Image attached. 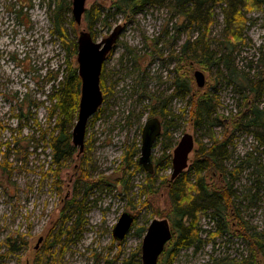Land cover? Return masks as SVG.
Here are the masks:
<instances>
[{"label": "rangeland", "instance_id": "rangeland-1", "mask_svg": "<svg viewBox=\"0 0 264 264\" xmlns=\"http://www.w3.org/2000/svg\"><path fill=\"white\" fill-rule=\"evenodd\" d=\"M113 2L86 0L87 10L104 7L92 29L97 41L118 24L124 28L103 66L104 101L88 120L86 149L79 155L77 148L57 177L50 170L52 152L45 140L56 102L52 94L69 62L78 67L77 52L70 50L79 32L90 30L86 14L78 24L72 0H0V264H137L142 227L154 218L170 219L166 190L158 186L163 177L171 178L173 150L181 137L192 134L195 149L199 142L210 143L213 132L224 137L231 119L255 97L250 87L258 76L264 98V8L249 14L245 42L231 52L223 47V14L216 9L211 37L221 59L208 66L175 58L189 32L176 27L173 7L146 5L128 17L114 8L108 11ZM196 70L205 74L204 87L196 83ZM178 78L186 83L185 92L176 88ZM208 91L218 105L208 122L198 124L192 117V96ZM153 116L161 119L162 133L169 125L167 138L173 149L170 166L164 163L158 169L165 140L161 133L153 149L155 169L149 173L135 164L144 123ZM261 133L255 128L234 130L231 158L223 164L235 173L229 177L234 178L243 226L229 217L228 232L220 234L209 212L201 220L202 241L175 249L170 264H242L253 259L264 264V147L257 136ZM125 153L129 159H124ZM193 157L194 152L184 170L192 180ZM148 175L154 177L153 188H148ZM125 211L137 215L136 223L117 240L113 229ZM255 241L262 242L261 248ZM9 242L15 252H9ZM165 259L161 255L159 262Z\"/></svg>", "mask_w": 264, "mask_h": 264}, {"label": "trees", "instance_id": "trees-1", "mask_svg": "<svg viewBox=\"0 0 264 264\" xmlns=\"http://www.w3.org/2000/svg\"><path fill=\"white\" fill-rule=\"evenodd\" d=\"M146 5H169L173 7L177 16L176 27L180 32H189V36L180 45L179 55L175 57L178 61L184 58L188 62L193 61L211 66L219 64L221 59L214 53L211 37V27L216 21V9L220 7L223 14V47L231 52L245 42L246 29L250 22L249 14L262 10L264 0H114L108 11L114 8L115 12L123 13L129 17L142 11ZM85 14L89 29L95 37L94 31H92L93 25L102 19L104 7L95 5L89 10L86 9ZM108 14L110 13L108 12ZM56 26L61 30L57 15ZM76 52L77 42H74V48L70 50V53L75 54ZM102 80L104 79L102 78ZM261 81V76H258L251 85L250 90L255 97L250 101L247 100L245 109L231 119L228 123L230 128L224 137L219 138L213 132L210 143L199 142L200 147L195 149L193 157V165L196 169L194 180L183 172L175 180L163 177L158 186V188L162 187L166 190L170 202L171 213L168 216L173 232L171 240L166 244L170 248L165 246L161 253V255L166 256L165 262L162 264L172 263L175 249L195 243L199 244L202 241L200 236L201 220L209 212L211 219L216 223L217 232L220 234L228 232L229 217L241 223L238 205L234 198L235 191L232 185L234 178L231 180L229 177V174L234 176L235 173L227 172L223 164L231 158L230 147L234 144L230 138L234 130L241 128L260 130L262 133L257 136H260L261 144L264 147V98L260 97L259 91ZM175 82L176 88L184 91V84L186 83H180L179 78ZM59 84V87L52 94V98L56 102L49 117V121L52 123L47 130L49 136L45 139L52 152L50 170L57 177L60 176V169L74 156L77 149L71 139L72 127L77 117L81 96L82 81L78 74V67L69 62L65 77ZM187 91L189 90L186 89ZM192 97L196 100L194 101L192 117L198 124L208 122L212 111L218 105L216 96L208 91ZM164 126L165 130L162 133L165 139L163 155L156 161L158 169L164 163L170 166L172 157L170 151L173 149V144L167 138L169 125L166 123ZM124 159H129L128 153L124 154ZM135 166H139V160ZM239 168L240 165L239 167L236 165L235 169L238 170ZM208 172L211 173L209 177ZM221 172L223 179L219 175ZM153 178L152 175H148V188L154 187ZM149 202V199L146 200L145 205ZM78 209L80 211L81 207L78 206ZM135 216L137 219V215ZM240 225L243 226L242 223ZM74 226H78L77 221ZM146 229L147 226L142 227L141 235L146 232ZM244 229L246 230L245 236H247V227L244 226ZM8 244L10 246L9 252H15L14 244L11 242ZM255 244L260 248L262 246L260 241H255ZM141 253L140 250L135 253L137 264H142ZM242 264L257 263L256 259H253L245 260Z\"/></svg>", "mask_w": 264, "mask_h": 264}, {"label": "water", "instance_id": "water-1", "mask_svg": "<svg viewBox=\"0 0 264 264\" xmlns=\"http://www.w3.org/2000/svg\"><path fill=\"white\" fill-rule=\"evenodd\" d=\"M86 11V0H72V13L75 21L81 24ZM123 25H116L108 36L97 41L92 32L83 29L77 39L78 74L81 77V96L76 123L72 129V143L78 148V154L86 149V128L92 117L103 104L104 96L101 88L103 66L109 54L114 50L123 31ZM196 83L204 87L205 74L201 70L194 72ZM162 133V121L153 116L146 120L142 129V145L139 163L149 172L153 173V149L158 137ZM195 151V138L185 133L173 150L171 180H175L189 165L190 154ZM136 216L125 211L114 226L113 235L117 240H123L133 227ZM173 235L168 218H154L149 223L143 237L141 252L142 264H160L159 257L166 244ZM42 237L38 240L39 246Z\"/></svg>", "mask_w": 264, "mask_h": 264}]
</instances>
